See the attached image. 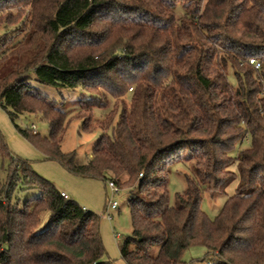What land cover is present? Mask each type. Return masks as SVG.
<instances>
[{"label": "trees", "instance_id": "1", "mask_svg": "<svg viewBox=\"0 0 264 264\" xmlns=\"http://www.w3.org/2000/svg\"><path fill=\"white\" fill-rule=\"evenodd\" d=\"M12 5L29 27L13 46L0 43V106L12 120H47L49 137L18 130L71 173L127 187L126 264H185L195 245L206 248L205 264H264V0H0V10ZM33 81L90 92L75 117L82 131L103 133L86 164L62 151L68 115ZM245 135L251 145L234 158ZM178 159H195V176L171 204ZM236 160V193L211 219L204 191L224 192ZM27 189L39 195L15 199ZM104 254L95 213L13 154L0 132V264H113Z\"/></svg>", "mask_w": 264, "mask_h": 264}, {"label": "rangeland", "instance_id": "2", "mask_svg": "<svg viewBox=\"0 0 264 264\" xmlns=\"http://www.w3.org/2000/svg\"><path fill=\"white\" fill-rule=\"evenodd\" d=\"M28 18L18 11L16 6L5 7L0 10V43L8 42V46H13L16 41L21 39L27 32L29 23ZM3 42V43H4ZM229 81L236 85L237 80L231 69L228 70ZM39 90L56 100L68 115L66 132L61 142L63 152L75 153V161L79 165L86 164L91 156L93 149L99 141L102 130L95 128L92 131H82V119L75 117L80 110L82 99H89L90 92L82 88L75 89H56L49 85L33 81ZM96 101V100H95ZM110 109L114 105V100H110ZM102 103V100H98ZM105 111L94 107V118L101 119ZM18 128L40 133L43 137H49L50 127L47 120L39 114H20L12 120L7 111L0 106V132L4 135L9 150L30 161L31 167L43 178L50 181L54 187L74 199L85 209L95 213V220L99 226L100 235L105 247L103 259L110 260L113 264H126L121 256L120 246L125 238L131 235L133 231L132 215L129 206V194L126 186H121L118 193L112 194L108 187V181L105 182L99 178L85 177L76 175L68 171L58 160L51 158L48 154L32 144L26 139ZM108 133L111 131L108 130ZM251 145L249 135H245L238 141L230 154L237 158L242 149ZM195 159H178L169 168V196L170 203H175L176 194L183 192L187 188V176H195ZM231 169L236 172V179L229 184L224 192L217 193L213 197L204 191L201 209L211 218L215 219L223 207L226 199L236 193L240 181L237 160L232 164ZM2 179L5 178L1 174ZM39 195L38 189H27L16 191V200L24 202L27 199ZM117 201V207L111 208L109 199ZM48 212H44L40 228H45L48 224ZM159 247L155 246L153 253L156 254ZM204 246L195 245L188 248L183 259L185 264H205L203 258L206 255ZM211 264V263H210Z\"/></svg>", "mask_w": 264, "mask_h": 264}, {"label": "built area", "instance_id": "3", "mask_svg": "<svg viewBox=\"0 0 264 264\" xmlns=\"http://www.w3.org/2000/svg\"><path fill=\"white\" fill-rule=\"evenodd\" d=\"M256 68H259L260 67V63L258 61H256L255 59H251L250 61ZM142 175V174H141ZM108 187L109 189L111 190L112 194H115V193H118L120 191V187L113 181V180H109L108 181ZM61 194L67 198L68 195L64 192H61ZM109 205L111 206V208H116L117 207V201L114 200V199H109Z\"/></svg>", "mask_w": 264, "mask_h": 264}]
</instances>
